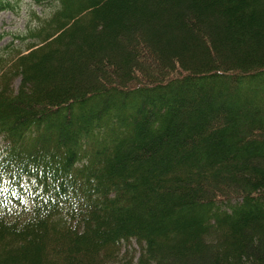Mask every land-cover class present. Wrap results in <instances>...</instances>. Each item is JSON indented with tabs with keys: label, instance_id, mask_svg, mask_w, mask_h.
<instances>
[{
	"label": "trees",
	"instance_id": "obj_1",
	"mask_svg": "<svg viewBox=\"0 0 264 264\" xmlns=\"http://www.w3.org/2000/svg\"><path fill=\"white\" fill-rule=\"evenodd\" d=\"M1 11L0 264H264V0Z\"/></svg>",
	"mask_w": 264,
	"mask_h": 264
},
{
	"label": "rangeland",
	"instance_id": "obj_2",
	"mask_svg": "<svg viewBox=\"0 0 264 264\" xmlns=\"http://www.w3.org/2000/svg\"><path fill=\"white\" fill-rule=\"evenodd\" d=\"M13 15L10 12H0V31L3 29H12L15 28L17 25L16 23L12 22ZM22 24V22H21ZM8 39V36L3 38V40H0V45H2L6 40ZM1 144V143H0ZM1 147V145H0ZM133 245H137L135 242H133Z\"/></svg>",
	"mask_w": 264,
	"mask_h": 264
}]
</instances>
